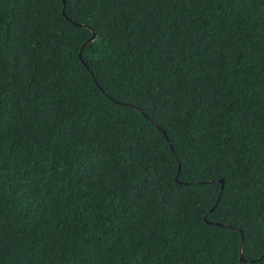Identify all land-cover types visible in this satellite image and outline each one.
Returning <instances> with one entry per match:
<instances>
[{
	"label": "trees",
	"instance_id": "16d2710c",
	"mask_svg": "<svg viewBox=\"0 0 264 264\" xmlns=\"http://www.w3.org/2000/svg\"><path fill=\"white\" fill-rule=\"evenodd\" d=\"M0 264H264V0H0Z\"/></svg>",
	"mask_w": 264,
	"mask_h": 264
},
{
	"label": "water",
	"instance_id": "95a60500",
	"mask_svg": "<svg viewBox=\"0 0 264 264\" xmlns=\"http://www.w3.org/2000/svg\"><path fill=\"white\" fill-rule=\"evenodd\" d=\"M95 38H96V35L94 34L93 37H92L89 41H87L86 44L82 47L81 52H80V54H79V57H80L81 60H82V50L84 49V47H85L90 41L94 40ZM82 61H83V60H82ZM179 173H180V169H179ZM220 182H221L222 189H223V188H224V180L222 179V180H220ZM242 244H243V241H242ZM242 250H243V245L241 246V259L243 260V253H242Z\"/></svg>",
	"mask_w": 264,
	"mask_h": 264
}]
</instances>
